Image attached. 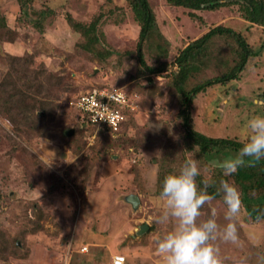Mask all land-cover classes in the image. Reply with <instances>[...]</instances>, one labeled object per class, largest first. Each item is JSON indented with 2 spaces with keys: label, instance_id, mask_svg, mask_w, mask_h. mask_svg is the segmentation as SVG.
Returning <instances> with one entry per match:
<instances>
[{
  "label": "rangeland",
  "instance_id": "obj_1",
  "mask_svg": "<svg viewBox=\"0 0 264 264\" xmlns=\"http://www.w3.org/2000/svg\"><path fill=\"white\" fill-rule=\"evenodd\" d=\"M150 1L165 36L160 42L169 49L165 57L147 47L146 58L150 64L157 58L168 62V72L177 69L175 59L189 42L218 24L243 31L253 44L257 54L249 57L238 78L215 81L192 103L197 130L240 140L246 135L245 121L264 114V105L254 103V98L264 100V27L243 19L235 5L199 10L204 19L201 24L189 16L188 9L167 5L165 0ZM128 3L34 0V8L48 11L40 31L20 20L16 0H0L17 34L12 42L0 39V70L8 71L13 55L26 58L23 67L32 70L27 76H10L17 81V89L34 97L21 102L16 94L12 98L6 94L17 107L14 116L23 113L27 122L43 117L45 110L38 105L46 91L55 108L48 116L49 133L39 134L17 131L0 110V264H113L116 254L126 256L125 264H162L155 238L172 225L161 226L154 219L160 211V179L177 170L186 158L197 159L203 174L214 177L215 165L230 156L207 162L198 150L189 152L179 117L182 95L173 89L166 71L146 74L126 53L135 49L139 29ZM68 13L87 22L102 13L98 29L104 32V40L100 43L113 53L103 64L78 47L81 37L67 22ZM229 40L217 37L205 48L187 88L214 80L233 66L236 55L230 51ZM44 66L49 78H35ZM111 83L128 92L132 107L124 126L113 132L97 126L76 128L77 110L70 100ZM60 133L74 138L64 141ZM129 194L140 198L137 207L126 199ZM212 207L223 224L220 198L203 207L200 219L207 218ZM246 214L242 205L237 244L213 242L219 247L221 264H256L257 256L264 254V217L256 222ZM144 223H155L154 229L139 234ZM17 236L22 237L18 241L22 248L6 249L4 241ZM85 245L88 250L82 251Z\"/></svg>",
  "mask_w": 264,
  "mask_h": 264
},
{
  "label": "trees",
  "instance_id": "obj_2",
  "mask_svg": "<svg viewBox=\"0 0 264 264\" xmlns=\"http://www.w3.org/2000/svg\"><path fill=\"white\" fill-rule=\"evenodd\" d=\"M16 1L18 2L21 11L20 20H27L38 30L42 31V21L46 17L48 11L37 10L34 8L31 5L34 0ZM165 3L170 6L188 9L189 16L193 19H200L201 24H203L204 19L198 14L199 10L215 11L225 6L235 5L238 7L243 19L257 26L264 27V0H165ZM128 6L134 20L137 22V26H139V29L135 49L128 50L126 53L130 55L129 57H134L142 68V71L146 74H154L156 72L164 73L166 71V76L168 77V81H171L173 89L176 90L178 94L182 95V100H180V102L178 101L179 117L182 120V126L186 133L189 152L193 153L195 150H198V153H200L207 162L215 157L222 158L225 155H231L234 150L236 151L240 147L239 140L227 137L208 136L197 130L194 127L192 120V103L201 90L206 86L213 84L215 81H226L239 77V73L245 69L249 57L257 54L253 44L249 43L247 35H245L243 31L235 30L226 25L218 24L212 26L201 37L189 42L185 48L180 51L175 59L177 69H172L168 72V62L160 61L157 58L154 65L150 64L146 58L147 47L149 51L157 54L161 52L160 55L165 57H167L169 49L164 47L160 42L161 38L165 39V36L161 31L158 16L152 2L150 0H129ZM33 13L35 14V17L32 16ZM101 16L102 13H99L90 22L76 19L70 13H68L66 18L72 29L80 34L81 39L78 43V47L87 52V54L92 57L91 60L103 64L113 53L110 50L105 49V46L100 43V39L104 40V32L101 29H98V22ZM16 36V31L10 27L7 16L0 7V39L12 42ZM225 36L230 39V42L228 41V45H230L231 49L230 51L236 55V61L233 59V66L221 76L219 75L213 78L214 80L210 78L202 82H197L187 88L189 85V79L196 73L197 58L202 52H204L206 47L208 49V47L212 46L213 42L217 41V37L227 39ZM10 55L11 54H8L7 56L12 57ZM17 57L18 56L13 55V60L11 61L7 72L0 70V110L6 114L10 122L15 124L17 131H27L28 133L34 132L38 134L47 133L48 122L51 120L48 116H50L51 110H55L52 106V102H49L47 91L46 94L42 96L38 105L39 107L44 108L45 113L43 114V117H39L38 115L32 122H27V120L24 121L22 119L24 118L23 113H17V115L14 116L16 113L15 110L17 109L13 104L14 100L8 101L9 99L6 98V94L8 98H12L14 94H16L21 102L34 99L29 93L22 91L21 89L19 90V88L17 89V81L10 78L11 74L16 76H27L32 71L23 67V62L26 58ZM48 75L50 74L44 66L43 69L33 76L35 78L38 76L49 78ZM115 84L116 83H111V85L101 84L99 87L110 86L109 88H112ZM80 94L76 95V97ZM76 112V121L74 123L76 128L79 130L80 128H95L87 118L86 114L81 111ZM125 112L127 113V116L131 114L130 110H126ZM125 122L126 121L122 123L123 126ZM103 130L113 132L110 129ZM60 136L64 141H71L74 138L73 135L66 137L63 133H60ZM215 172L213 178L217 183H219L221 179L229 180L231 178L233 183L239 187L242 194L243 208L251 221L257 222L264 217V215H261L260 213V210L264 209V160L258 162L254 166L241 167L236 173H233L228 177L223 176L222 170L219 168H216ZM161 181L162 179H160L159 188L161 186ZM208 191L213 193L214 188L210 187ZM219 198V194H216L214 200ZM154 224L155 223L150 224L149 226L151 232L154 229ZM20 240L22 241V237L20 236L6 239L4 241L5 248L9 249L12 247V250L16 251L21 249L22 247L18 244V241ZM125 262L123 264H125Z\"/></svg>",
  "mask_w": 264,
  "mask_h": 264
},
{
  "label": "clouds",
  "instance_id": "obj_3",
  "mask_svg": "<svg viewBox=\"0 0 264 264\" xmlns=\"http://www.w3.org/2000/svg\"><path fill=\"white\" fill-rule=\"evenodd\" d=\"M254 103L264 105V100L254 98ZM245 128L240 147L215 165L225 177L264 160V114L250 116ZM210 187L214 188L213 193L208 191ZM216 194L224 206L223 224L218 222L215 207L207 218L200 219L203 207L211 206ZM157 196L160 211L155 222L172 225L155 238V251L162 264H221L219 247L213 242L218 239L239 242L238 221L242 211L239 187L227 179L217 183L213 177L204 175L197 159L186 158L177 170L165 175ZM260 213L264 215V209ZM256 264H264V254L257 256Z\"/></svg>",
  "mask_w": 264,
  "mask_h": 264
},
{
  "label": "built area",
  "instance_id": "obj_4",
  "mask_svg": "<svg viewBox=\"0 0 264 264\" xmlns=\"http://www.w3.org/2000/svg\"><path fill=\"white\" fill-rule=\"evenodd\" d=\"M70 105L73 109L86 114L92 125L112 131L121 128L127 117L125 111L132 107L127 94L118 86L89 89L70 100ZM87 250V245L82 247V251ZM112 261L113 264H123L125 256L116 254Z\"/></svg>",
  "mask_w": 264,
  "mask_h": 264
},
{
  "label": "water",
  "instance_id": "obj_5",
  "mask_svg": "<svg viewBox=\"0 0 264 264\" xmlns=\"http://www.w3.org/2000/svg\"><path fill=\"white\" fill-rule=\"evenodd\" d=\"M73 131V130H72ZM126 199L132 203L134 207H137V205L140 202V198L136 194H129ZM149 229V225L147 223H144L141 227L140 230L138 231L139 234H143Z\"/></svg>",
  "mask_w": 264,
  "mask_h": 264
},
{
  "label": "crops",
  "instance_id": "obj_6",
  "mask_svg": "<svg viewBox=\"0 0 264 264\" xmlns=\"http://www.w3.org/2000/svg\"><path fill=\"white\" fill-rule=\"evenodd\" d=\"M125 256V255H124ZM125 261H126V256H125Z\"/></svg>",
  "mask_w": 264,
  "mask_h": 264
}]
</instances>
